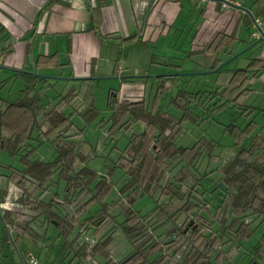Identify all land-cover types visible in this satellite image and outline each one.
<instances>
[{
  "label": "trees",
  "instance_id": "1",
  "mask_svg": "<svg viewBox=\"0 0 264 264\" xmlns=\"http://www.w3.org/2000/svg\"><path fill=\"white\" fill-rule=\"evenodd\" d=\"M254 6L255 10L244 16L246 25L264 16V0H254ZM238 40L235 32L216 31L199 51L212 59L210 69H214L221 63L216 55ZM249 44L260 48L264 41L255 39ZM9 52L6 46L0 45V70ZM248 61L245 67L233 69L228 81L212 91L178 89L169 100L180 112L178 118L166 114L157 103V94L164 91L166 83L170 87L178 85L176 75L159 78L156 94L148 105L143 100L125 98L114 102L109 99L113 128L126 131L134 123L145 126L143 133L131 136L112 163L111 168H120L126 179L118 189V198L109 203L107 179L88 170L87 165L77 169L80 166L74 163L75 150L79 154L77 142L67 133L72 126V114L93 117L94 105L90 103L84 110L73 108L79 90L72 86L52 107H45L32 91L37 84L44 86L46 79L13 69L12 76L24 78L25 88L14 101L0 97V153L12 158L17 156L20 167L10 166V173L6 176L0 173V176L21 190L17 199L21 209L3 208L6 191L0 188V217L8 228L19 230L10 237L14 245L23 236L34 241L47 240L51 228L62 238L56 254L63 264H264V232L254 243H249L264 222V135L254 134L256 122L249 120L242 127L234 121L223 125L222 132L232 138L236 151L211 169L209 161L217 157L214 155L216 141L198 138L189 146L176 144L183 136L187 121L199 126L230 107L239 109L244 117L252 113L264 115V108L243 103L252 91L244 83L258 79L264 71L261 66L264 58L250 57ZM91 81L78 82L89 84ZM2 101L6 102L4 108ZM68 107L72 111L65 114ZM34 129L40 141H50L58 152L55 163L29 159L32 149L26 147ZM246 138L249 140L243 144ZM205 156L207 161L201 168ZM56 169H60L64 182L62 196L56 191L44 200L42 192L29 191L30 184L42 186ZM167 171V178L162 182ZM214 171L215 178L210 179L208 175ZM204 181H210L213 187L200 189ZM155 188L160 189L166 202L156 203L144 213L123 205L124 198L130 203ZM212 200L217 201L216 205L213 206ZM115 205H123L127 213L120 223L117 216L123 211L111 214ZM117 230L130 247L118 260L113 251ZM168 237L172 242L164 244ZM131 252L133 255L127 259ZM27 255H21L22 263Z\"/></svg>",
  "mask_w": 264,
  "mask_h": 264
},
{
  "label": "rangeland",
  "instance_id": "2",
  "mask_svg": "<svg viewBox=\"0 0 264 264\" xmlns=\"http://www.w3.org/2000/svg\"><path fill=\"white\" fill-rule=\"evenodd\" d=\"M253 31L252 25L249 26L240 22L235 31L240 41L238 40L232 43L230 48L222 52L220 51V53L216 55V58L221 60L222 63L228 61L227 64L215 73L202 74V72L210 70L212 59L210 57L208 58L203 52L192 51L190 47L192 38L191 36L188 37V29L184 30L174 25L168 35L166 30H164L161 35L159 34L158 41L152 43L149 46V50L142 52L144 54L147 53L145 57L140 58L136 54H130L127 60L122 62V66H126L121 73L122 76L135 74V69L133 68V66H135L133 62L134 58L137 66L141 68L138 75H145L146 78L132 77L130 78L131 81L107 78L94 80L89 84L79 85L80 88H83L79 89L77 99L72 107L78 110H84L88 107V104L92 103L96 108V114L93 117L83 118L75 112L71 116L70 120L72 126L68 129L67 133L71 135V140L77 142L76 149L79 150V154L75 150L76 156L74 158V163L80 164L81 167L79 166L77 169H81L87 165L86 168L88 170H93L97 172L99 176H104L107 179L110 187L108 195L106 196V201L108 203L118 198V189H121L120 187L126 179L124 172L120 168H111L113 161L117 158L120 153L119 151L126 147L133 134L137 135L143 133L145 130V126L140 123H134L133 126L129 128L130 130L128 129L126 131H119L118 127L116 129L113 128L111 126L112 122L110 121L111 108L108 107L109 99L112 98L114 102L125 98L143 100L146 105H148L156 94L159 78L164 75H176L178 85L170 87L168 83H166L167 85H165L166 88L164 91L157 94V103L166 114L178 118L180 117V112L169 102L170 98L176 94L178 89L182 88L184 91L190 92L212 91L215 87L228 81L233 69L245 67L250 57L264 58V46L259 48L253 47V44H249L250 41H255L251 36ZM156 38H158V36ZM152 53L155 55L154 58L157 63L149 65V56ZM138 61H140L139 64ZM261 66L264 67V63H262ZM23 71L27 72V70L24 69ZM50 73L41 74L39 72V74L44 76L68 77L63 75H52ZM149 75H154L155 77H149ZM2 80H5V82L0 84V97H2L3 100L14 101L20 96L21 90L25 88L24 78L12 77V72L10 71L0 70V81ZM74 83L79 84L77 81L48 78L46 85L42 86L38 84L34 92L32 91V94L37 93L41 104L49 108L52 107L60 97L69 90L71 84ZM49 84H51L50 87ZM244 84H247L252 91L243 103L264 108V71H262L258 79L250 80ZM110 92H114V95L110 94ZM5 104L6 102L2 101V108L5 107ZM71 111V107H68L64 110V113L69 114ZM239 112V109L230 107L223 113L216 115L214 120H209L199 126H194L189 121L184 122L183 136L177 139L176 144L179 146H189L198 138H204L208 142L212 140L216 141L218 145L214 146V149L216 148L214 155L217 157L209 161L208 166L209 169L213 168L218 163H222L232 156L236 151V148L233 146L232 138L227 133L224 134L222 132L224 124H227L229 121H234L237 125L242 127L249 120H254L257 126L254 134L264 135V128H262L264 127V115H262V113H252L250 116L244 117L240 115ZM109 131H112V133ZM247 140L249 139H244L243 144H245ZM26 148L32 149V152L29 154V159L31 161L37 160L39 162L41 161V163H55L56 157L58 156V152L55 151L50 141H40V139L37 138L36 129L33 130L32 138L28 141ZM152 148H155V145H152ZM12 157L13 156H9L4 152L0 153V173L3 176L10 173V166L16 168L20 167L18 157ZM206 161L207 158L205 156V161H202L201 168L206 164ZM172 171L173 170H171L170 173ZM59 173L60 169L53 170L47 182L43 183L42 186H35V183L30 184L28 187L29 191H32L34 194L42 192V198L44 200H47L56 191L62 196L64 182L61 180ZM168 173L169 171L164 175L162 182L167 178ZM215 175L216 172L214 171L208 176L210 179H214ZM3 176H0V188L5 189L6 196L1 206L13 211L21 209L20 203L17 202L18 197L21 195V190L12 182L7 181ZM211 187L213 186L210 181H204L200 189ZM207 194L209 195L208 192ZM128 201L129 199L127 197L126 199L124 198L123 205L128 206L134 211L144 213L152 209L156 203L166 202L167 199L163 197L159 188H155L152 189L150 194L146 193L130 203ZM212 203L214 206L217 201H213ZM123 205H115L111 210V214L116 215L119 211H123ZM168 210L169 212L171 211L169 208L167 211ZM126 217L127 213L123 211L122 215L119 214L117 216L118 223L123 221ZM115 224L116 223H113V225ZM48 232V239L45 241H32L28 236H23L22 238L23 245L29 251L27 254L33 255L34 257L40 256L42 253L41 251H44L43 247H45L46 244L48 245L46 248L51 251V259L48 257L47 260H42L44 264L53 263L54 259L57 257V245L62 242V239L56 235L55 230L50 228ZM262 232H264V222L258 226L255 235L250 237L249 243H254L256 237L262 234ZM120 234L119 230L115 231L113 240L114 258L117 260L130 250L122 234ZM114 243H116V245ZM50 244H52L51 249ZM132 255L133 253L131 252L127 256V259ZM11 260H13L12 257H10V261ZM59 260L60 258L57 257V261L56 263L54 262V264H63L61 261L59 262ZM14 261H16V264H19L17 254L14 255Z\"/></svg>",
  "mask_w": 264,
  "mask_h": 264
},
{
  "label": "crops",
  "instance_id": "3",
  "mask_svg": "<svg viewBox=\"0 0 264 264\" xmlns=\"http://www.w3.org/2000/svg\"><path fill=\"white\" fill-rule=\"evenodd\" d=\"M224 1L229 2L228 8L222 7ZM254 10V0H0V45L10 51L3 59L10 69L1 70L12 75V69H24L68 77L122 76L126 68L122 62L130 54L145 57L142 52L164 30L168 35L174 25L188 29L191 50L197 52L214 32H235L247 12ZM257 20L264 27V16ZM154 57L149 56V65L157 63ZM133 62L138 75L141 68L134 58ZM133 75L123 77L131 81ZM84 84L88 83L71 87L79 90ZM18 231L0 217V264H16L15 254L23 264L20 257L29 252L23 237L15 241L18 252L10 238ZM46 246L36 257L42 264L51 259Z\"/></svg>",
  "mask_w": 264,
  "mask_h": 264
},
{
  "label": "water",
  "instance_id": "4",
  "mask_svg": "<svg viewBox=\"0 0 264 264\" xmlns=\"http://www.w3.org/2000/svg\"><path fill=\"white\" fill-rule=\"evenodd\" d=\"M258 41H264V34H262V36L258 39ZM235 56H237V55H235ZM227 62L228 61H225L223 63L221 62L216 68L210 69L209 71L202 72V74L215 73L218 70H220L223 66H225L227 64ZM1 68L2 69H10V68H7L5 66H1ZM18 71H23V70H18ZM29 73L30 74H33L34 76L41 77V78H45V79L55 78V79L70 80V81H79V80H81V81H89V80L94 81V80L107 79V78L118 79V80L125 79V77H123V76H109V77H90V76H87V77H61V76L60 77H56V76H54V77H50V76H44V75H41L39 73H34V72H29ZM181 74H183V73H181ZM185 74H190V73H185ZM165 76H170V75H165ZM133 77H135V78H143V77L146 78L145 75H135ZM149 77H155V76L154 75L153 76L149 75ZM218 186L224 188V185L222 183H218ZM171 240H172V238L171 237H168L166 240H164V244H168L169 242H171Z\"/></svg>",
  "mask_w": 264,
  "mask_h": 264
},
{
  "label": "built area",
  "instance_id": "5",
  "mask_svg": "<svg viewBox=\"0 0 264 264\" xmlns=\"http://www.w3.org/2000/svg\"><path fill=\"white\" fill-rule=\"evenodd\" d=\"M222 7L228 8L229 2L224 1L222 3ZM253 26H254V31L251 33V36L254 39H259L262 36V34H264V27L261 26L260 21L257 19L255 20ZM23 264H42V263L38 260V258L34 257L33 255H27L26 260L25 262H23Z\"/></svg>",
  "mask_w": 264,
  "mask_h": 264
}]
</instances>
